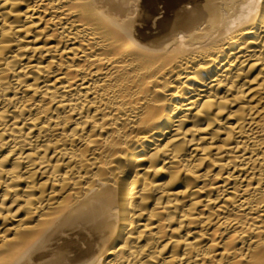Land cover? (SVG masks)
I'll use <instances>...</instances> for the list:
<instances>
[{"label": "bare ground", "instance_id": "bare-ground-1", "mask_svg": "<svg viewBox=\"0 0 264 264\" xmlns=\"http://www.w3.org/2000/svg\"><path fill=\"white\" fill-rule=\"evenodd\" d=\"M0 264H264V0H0Z\"/></svg>", "mask_w": 264, "mask_h": 264}]
</instances>
